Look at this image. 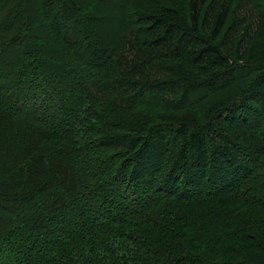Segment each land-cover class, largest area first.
I'll use <instances>...</instances> for the list:
<instances>
[{"label":"trees","instance_id":"1","mask_svg":"<svg viewBox=\"0 0 264 264\" xmlns=\"http://www.w3.org/2000/svg\"><path fill=\"white\" fill-rule=\"evenodd\" d=\"M262 113L264 0H0V264H264Z\"/></svg>","mask_w":264,"mask_h":264},{"label":"rangeland","instance_id":"2","mask_svg":"<svg viewBox=\"0 0 264 264\" xmlns=\"http://www.w3.org/2000/svg\"><path fill=\"white\" fill-rule=\"evenodd\" d=\"M119 12H120L119 10H118L117 13L115 12L113 17L111 18V21L108 22L109 24L104 25V27L102 29L104 34H105L104 41H106V43H111L112 39H116V37H117L116 35L117 34H116L115 31L117 29H121L122 28V27H119V23L121 22L120 25H122V26L124 25V24H122L124 22L122 21V18H121V15H120L121 13L119 14ZM117 26H118V28H117ZM190 43H191V47L194 46L193 45L194 44L193 41H191ZM160 91L164 92L165 90H164V88H160ZM160 94H161V92H160ZM166 94H169L170 98L172 99V94H170L168 91L166 92ZM161 100H163V99H161ZM263 116H264V113H262L260 118H259V120L262 123L258 122L260 124L262 130H263V127H264ZM207 131H208V133H212V130L208 129ZM227 134L230 135V137L232 139H234V141H236L239 144H247V145L251 144L252 148H254V146H256L258 143H259V146L262 144L261 137L263 136V134H262V136H251V134H239L236 131H230V132H227ZM173 152H175V150ZM176 154H177V151L175 152V155L171 156V158L174 157L176 159ZM198 154H204V152L201 150V152H199ZM194 155H197V154H194ZM208 156L210 158L211 157L214 158L215 162H217V161L219 162V158H217V155H212V152L210 154L208 152ZM216 158H217V160H216ZM259 161H260V163H264V155L263 154L261 155V158H260ZM256 170H258V168H256ZM263 173H264V170H263ZM250 183H251L250 185L253 186L257 192H259L264 187V177H263V175H260V176H256L255 175L253 182H250Z\"/></svg>","mask_w":264,"mask_h":264}]
</instances>
